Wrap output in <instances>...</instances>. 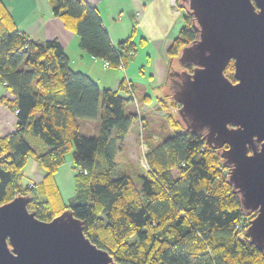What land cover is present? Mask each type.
<instances>
[{
	"label": "trees",
	"instance_id": "obj_1",
	"mask_svg": "<svg viewBox=\"0 0 264 264\" xmlns=\"http://www.w3.org/2000/svg\"><path fill=\"white\" fill-rule=\"evenodd\" d=\"M63 26L79 36V47L108 66L125 64L134 50L131 36L113 43L95 7L85 0H47ZM184 8L179 34L164 48L167 87L179 64L178 52L195 36L193 20ZM233 61L223 72L234 80ZM0 82L13 94L5 98L17 108L16 127L0 134V203L28 195L27 208L49 220L69 207L82 221V230L121 264H264L246 229L255 212L242 208L227 180L220 148L202 134L186 131L177 114L166 113L173 132L154 139L146 132L145 161L137 186L129 174H115V156L136 111L118 88L99 89L86 73L74 70L57 38H30L17 28L0 0ZM120 87L128 89L122 82ZM169 92V91H168ZM174 105H177L173 100ZM99 117L98 133H79L80 118ZM32 139H28V134ZM71 151L74 191L62 198L54 172ZM38 160L43 174L28 186L22 166L27 155Z\"/></svg>",
	"mask_w": 264,
	"mask_h": 264
},
{
	"label": "water",
	"instance_id": "obj_2",
	"mask_svg": "<svg viewBox=\"0 0 264 264\" xmlns=\"http://www.w3.org/2000/svg\"><path fill=\"white\" fill-rule=\"evenodd\" d=\"M194 38L179 50L168 91L186 131L200 135L227 167L247 213L246 229L264 249V0H180ZM233 61V77L225 66ZM28 195L0 203V264H121L82 230L65 207L49 220L27 208Z\"/></svg>",
	"mask_w": 264,
	"mask_h": 264
},
{
	"label": "crops",
	"instance_id": "obj_3",
	"mask_svg": "<svg viewBox=\"0 0 264 264\" xmlns=\"http://www.w3.org/2000/svg\"><path fill=\"white\" fill-rule=\"evenodd\" d=\"M85 1L95 7L114 44L128 36L140 35L138 36L141 39L140 46L134 49L132 56L128 57L122 67L104 65V59L94 57L79 47V36L63 26L61 19L52 13L47 0H3L20 31L25 32L32 39L57 38L69 58L70 67L77 71L81 70L93 78L99 89L118 88L120 91L121 89L129 91L120 87L119 80L124 77L122 80H124L125 86L128 82L133 98H135V101L132 99L128 101L127 104L130 105L127 108L128 111H136L135 106H139L141 110H144L148 105L149 109L152 105L155 108H160L161 94L165 93L164 89H168L160 86L166 76L164 48L174 36L170 30L169 0ZM12 97L13 94L9 92L5 83L0 82V134L11 132L16 127L17 115L5 104V98ZM146 115L143 114L141 117L144 116L143 118L147 119ZM130 129L131 126L127 130L125 138ZM69 166L70 169L63 172V179L59 174L64 170V165H59L54 172L60 194L63 182L67 180L69 183L73 182L75 170L72 161ZM32 179L38 181L34 177ZM59 180L62 182L60 183Z\"/></svg>",
	"mask_w": 264,
	"mask_h": 264
},
{
	"label": "rangeland",
	"instance_id": "obj_4",
	"mask_svg": "<svg viewBox=\"0 0 264 264\" xmlns=\"http://www.w3.org/2000/svg\"><path fill=\"white\" fill-rule=\"evenodd\" d=\"M171 0H169V21H170V30L172 34H174V31L176 30L177 26L175 23V27L171 29V23L173 25L174 23V18L177 17L176 13H172L171 6H170ZM176 4L180 7L179 10L182 12L180 13V17H183V12L181 7L180 0H176ZM183 6V5H182ZM140 35H137L136 37L131 36V38L134 40L133 43L135 44V48L137 49L140 46ZM151 43H153L151 41ZM160 44V43H159ZM159 44H157L159 46ZM156 45V46H157ZM134 50L130 52H126L128 56H132V53ZM167 60V59H166ZM123 62L121 66H123ZM166 68V67H165ZM123 74V73H122ZM122 76V75H121ZM120 76V77H121ZM124 77L120 78V84L124 80H122ZM162 84V83H161ZM126 87L128 88L127 90H131L129 87V83L126 82ZM163 87V86H162ZM164 88V87H163ZM165 93L161 94V107L160 108H155L154 105L151 106L149 109V105L145 107L144 110H141L139 106H135L134 109L137 112V119H135V123L131 125V129L129 130V134L126 136V138L123 140V145L121 147V150H118L115 156V161L117 164L115 174H129L130 176L133 177L135 184L137 186L140 183V177L139 172H145L148 170L149 166L147 162L145 161V150H146V141H144V136L146 135V132H150L154 139H157V137H160V135H168L173 132V127L169 124L168 118H166V113L170 112L171 114H177V105H174L171 101L173 99L169 95L168 89H164ZM121 92H123V89H121ZM133 101H135V98H133L132 91L131 95L129 96ZM130 105H126V109ZM137 108V109H136ZM149 109V110H147ZM147 110V111H145ZM141 111V112H140ZM14 112V110H13ZM145 112V113H144ZM147 114L146 117L147 119L141 117V115ZM78 124H79V133L81 135H87V136H92V134L98 133L100 121L99 117L97 116L96 118L92 119H84V118H79L78 119ZM28 135V139H32V136ZM71 151H68L65 153V160L61 165H64V170H62V173L59 174L61 179H63L62 175L63 172L66 171V169H70V162H71ZM69 166V167H68ZM63 167V166H62ZM22 172H23V178L24 182H28V186H30L31 182L32 184L34 183V180L31 178L34 177L36 180L40 179V176L43 173V170L41 167H39L38 160L35 156L32 154L27 155V160L23 164ZM30 180V182H29ZM60 183L62 182L59 180ZM60 188V187H59ZM73 182L71 181L70 183L67 181L63 182L62 188L61 189V194L62 197L66 199L67 196L71 195L73 192Z\"/></svg>",
	"mask_w": 264,
	"mask_h": 264
},
{
	"label": "built area",
	"instance_id": "obj_5",
	"mask_svg": "<svg viewBox=\"0 0 264 264\" xmlns=\"http://www.w3.org/2000/svg\"><path fill=\"white\" fill-rule=\"evenodd\" d=\"M170 6H171L172 13H176V14H177V17L174 18V20H173L174 23H173V25H172V27H171V29H172L173 27H175V23H176L177 28H176V30L174 31V36H173V38H174L175 36H177V35L179 34V32H180L179 30H180L181 27L183 26V24H184V20H183V17H180V13H181L182 11L179 10L178 7H180V6H178V5L176 4V0H171ZM182 10H184L183 7H182ZM182 14H184V12H183ZM131 51H132V50H127V51H125V53H126V52H130V53H131ZM126 54H127V53H126ZM121 64H122V62H121ZM121 64H120L119 66H121ZM104 65H108V64H107V61L104 62ZM121 67H122V66H121ZM118 93H119L121 96L129 97V96L131 95V90H129V91H123V92H121V91L119 90ZM16 111H17V108L14 109V113H15ZM31 184H32V182H31Z\"/></svg>",
	"mask_w": 264,
	"mask_h": 264
}]
</instances>
